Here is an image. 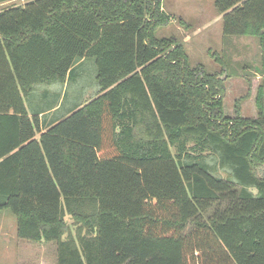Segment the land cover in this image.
<instances>
[{
  "label": "trees",
  "instance_id": "obj_1",
  "mask_svg": "<svg viewBox=\"0 0 264 264\" xmlns=\"http://www.w3.org/2000/svg\"><path fill=\"white\" fill-rule=\"evenodd\" d=\"M161 1L0 8V209L17 237L54 242L55 264H264L263 103L226 116L222 78L154 35ZM214 3L223 36L259 39L264 69V0ZM85 59L86 102L26 106Z\"/></svg>",
  "mask_w": 264,
  "mask_h": 264
},
{
  "label": "rangeland",
  "instance_id": "obj_2",
  "mask_svg": "<svg viewBox=\"0 0 264 264\" xmlns=\"http://www.w3.org/2000/svg\"><path fill=\"white\" fill-rule=\"evenodd\" d=\"M161 9L169 19L154 29V35L173 37L182 45L190 66L201 67L204 72L222 78L224 114L231 118L237 114L257 117L259 104L264 106V69L259 39L249 35L223 36L221 13L214 0H162ZM95 71L93 60L85 59L69 82L35 84L25 104L27 107L57 104L58 112H64L76 100L83 104L98 88ZM259 89L262 96L256 101ZM256 172L263 175L264 166L258 167ZM66 221L74 233L73 219L67 215ZM16 227L15 215L8 208L0 209V264H55L54 242L19 238Z\"/></svg>",
  "mask_w": 264,
  "mask_h": 264
},
{
  "label": "crops",
  "instance_id": "obj_3",
  "mask_svg": "<svg viewBox=\"0 0 264 264\" xmlns=\"http://www.w3.org/2000/svg\"><path fill=\"white\" fill-rule=\"evenodd\" d=\"M15 1H17V0H9V1H7V2H4V3L0 4V5L8 4V3H10V2H15ZM56 106H57V105H56ZM56 106H55V107H56ZM55 107H54V108H55ZM54 108H52L51 111H53ZM41 242H42V241H41Z\"/></svg>",
  "mask_w": 264,
  "mask_h": 264
}]
</instances>
